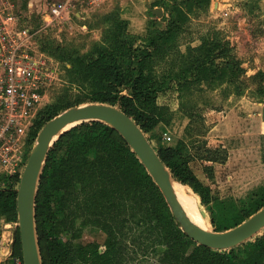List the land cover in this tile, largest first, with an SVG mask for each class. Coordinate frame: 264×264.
<instances>
[{
	"label": "trees",
	"instance_id": "obj_1",
	"mask_svg": "<svg viewBox=\"0 0 264 264\" xmlns=\"http://www.w3.org/2000/svg\"><path fill=\"white\" fill-rule=\"evenodd\" d=\"M162 3L170 12V16L162 17L167 24L154 28L143 44L137 45L129 38L128 20L111 12L105 16L111 22L107 37L91 53L62 55L50 51L61 63L69 60L70 66L65 67L69 89L80 91L86 102L119 105L147 135L158 123H170V106L158 101L167 92L176 93L181 103L188 90L204 91L203 86H225L229 94L237 96L245 93L241 80L245 69L219 33L203 38L185 52L178 50L182 23L191 12L209 8L211 0ZM59 50L63 51L61 47ZM66 102L68 99H63L40 113L30 133L31 147L45 123L65 110ZM186 114L190 119L185 134L189 141L181 138L175 144L161 142L156 146L153 135H148L149 139L173 177L200 196L213 228H232L264 206V187L241 207L216 199L212 187L199 178L191 162L199 158L225 163L228 150L208 146L205 136L209 129L205 128L199 105L190 104ZM191 147L196 148L194 153ZM205 168L214 179V165L206 164ZM2 180L6 186L0 188V219L18 220L20 178L3 176ZM36 222L43 264H127L125 240L138 228L155 234L154 247L159 256L154 264H264V229L252 239L226 249L210 248L188 237L131 146L115 128L99 120L77 124L51 147L39 184ZM86 227L105 233L104 250L97 241L74 243ZM62 233H69L71 239H60ZM43 240L48 254L43 253ZM14 253L22 256L19 229Z\"/></svg>",
	"mask_w": 264,
	"mask_h": 264
},
{
	"label": "rangeland",
	"instance_id": "obj_2",
	"mask_svg": "<svg viewBox=\"0 0 264 264\" xmlns=\"http://www.w3.org/2000/svg\"><path fill=\"white\" fill-rule=\"evenodd\" d=\"M162 1L102 0L95 6L85 5L82 9V17H75L69 23L46 29H40L43 23V13L47 7L46 0H10L9 3L13 5V13L20 17L21 25L30 26L34 30L40 29L33 38L37 50L57 59L51 55L50 51L56 54L62 53V55L70 52L83 55L91 53L98 44L103 43L111 24L105 16L111 12L118 13L121 18L128 20L129 38L137 45L143 44L154 28H164L167 24L166 20H162V17L154 14L151 9L162 7L164 14L170 16V12L165 10ZM169 3L171 4L172 1ZM151 5L154 6L151 7ZM214 33H219L230 43L235 56L245 69L241 78L245 86L244 96L229 94L225 86L216 89L203 86L204 91L192 89L193 92H191V89L188 90L181 103L176 93L167 92L166 95H161L158 101L170 106L172 110L170 123H158L148 135H153L152 142L156 146L161 142L175 144L181 138L189 141L185 135L190 120L186 112L190 104L199 105L205 119V128L209 129L205 136L208 146H225L230 154V160L214 167V179H211L210 170L205 168L206 164H210L209 162L195 158L191 166L199 178L212 187L216 199L232 201L241 207L250 201L253 193L259 192L264 187V152L261 149L263 143L260 145L258 139L246 133L242 122L235 118L230 121L231 125H235L236 128L229 129V126L225 124L220 137L217 135L218 132L214 131V126L236 104L242 106L247 100H262L264 97V62L257 59L260 54H264V47L261 46L264 42V0H211L209 8L191 12L189 19L182 23V32L177 37L178 50L185 52L187 47L199 45L203 38ZM60 47L63 51L59 50ZM164 65L165 63L159 66L164 67ZM59 66L64 71V76L60 82L50 87L48 99L39 110L35 122L44 109L58 104L63 99H68L65 110L91 103L85 101L80 91L68 88L69 82L65 75V67L70 66L69 60L66 58L63 63H59ZM65 92L69 94L68 97H65ZM233 96L236 98L233 99ZM243 97L246 101L238 103ZM242 108L240 110L244 114ZM72 127L74 125L67 127L65 132ZM201 140H203L202 137ZM190 151L194 153L196 148L191 147ZM28 153L30 154V150ZM90 154L93 155V152ZM185 186L205 217L207 227L213 228L210 213L202 204L200 196L193 192L191 187ZM79 221L77 220V223ZM1 223L0 220V234L2 233ZM105 237L102 230L86 227L82 237L74 239V243L83 245L97 241L101 244L100 249L104 250ZM59 238L66 241L71 239V235L62 233ZM125 241H127L125 254L127 264H154L156 262L159 255L154 247V233L151 234L141 228L134 229V233L130 234ZM41 246L42 249L44 248L43 253L45 251L48 254L45 240L41 242Z\"/></svg>",
	"mask_w": 264,
	"mask_h": 264
},
{
	"label": "built area",
	"instance_id": "obj_3",
	"mask_svg": "<svg viewBox=\"0 0 264 264\" xmlns=\"http://www.w3.org/2000/svg\"><path fill=\"white\" fill-rule=\"evenodd\" d=\"M101 1L47 0L40 29L69 23L85 5ZM40 29L21 25L13 5L0 0V177L21 178L28 150L33 148L30 133L35 119L50 87L63 77L59 62L39 52L34 44ZM5 186L0 181V188ZM18 224V220H2L0 264H24L23 256L14 253Z\"/></svg>",
	"mask_w": 264,
	"mask_h": 264
},
{
	"label": "water",
	"instance_id": "obj_4",
	"mask_svg": "<svg viewBox=\"0 0 264 264\" xmlns=\"http://www.w3.org/2000/svg\"><path fill=\"white\" fill-rule=\"evenodd\" d=\"M151 9L154 14L163 17L162 7ZM93 120L109 124L123 136L160 188L181 229L197 243L226 249L252 239L264 229V206L242 223L223 231L203 227L192 221L183 210L173 187L172 180L176 179L137 121L118 105L91 102L64 110L47 121L28 156L17 194L18 228L24 264H43L37 233L36 204L48 153L67 127Z\"/></svg>",
	"mask_w": 264,
	"mask_h": 264
},
{
	"label": "crops",
	"instance_id": "obj_5",
	"mask_svg": "<svg viewBox=\"0 0 264 264\" xmlns=\"http://www.w3.org/2000/svg\"><path fill=\"white\" fill-rule=\"evenodd\" d=\"M9 2H10V0H9ZM46 3H47V0H46ZM152 6L153 5H151V7ZM82 15H83V10L81 9L79 14H77V17L80 18V17H82ZM261 46L264 47V42L261 44ZM48 56L50 58L58 61L57 59L51 57L50 55H48ZM257 59H260L262 62H264V54H260V56ZM234 97L235 96H233V99H234ZM241 101L245 102L246 101L245 97L240 99L238 101V103ZM238 105L239 104H236L229 112H227V114L223 117V119L219 120V122L214 126V131L218 132L217 135L220 137L221 132L223 130V126L225 124L229 126V129L236 128L235 125H233V126L231 125V121H230V119L235 118V119L242 122L241 124H242L243 130L246 133L250 134L252 138L258 139V142H260V145L263 143V146L261 149H262V152H264V150H263L264 149V97L262 100H256V101H253V100L248 101L247 100V102H245L242 106H240V105L238 106ZM241 107H243L242 109L245 112L244 114L241 113V110H240ZM219 141H221V140H219ZM228 160H230V154H229V157H228L226 162H228ZM209 163L213 164L214 167H217L220 164V163H211V162H209ZM3 219H5V218L2 217L0 219L1 222ZM5 234H7V233L5 232ZM1 238H2V236L0 234V239Z\"/></svg>",
	"mask_w": 264,
	"mask_h": 264
},
{
	"label": "bare ground",
	"instance_id": "obj_6",
	"mask_svg": "<svg viewBox=\"0 0 264 264\" xmlns=\"http://www.w3.org/2000/svg\"><path fill=\"white\" fill-rule=\"evenodd\" d=\"M173 187L183 207L185 213L189 216V218L195 223L207 227V222L202 212L199 210L198 205L191 198L190 192L187 190L186 186L177 182L176 180H172ZM208 228V227H207Z\"/></svg>",
	"mask_w": 264,
	"mask_h": 264
}]
</instances>
